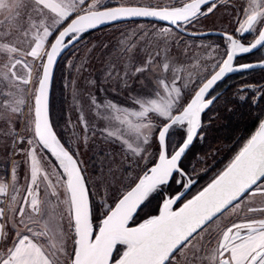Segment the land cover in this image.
Wrapping results in <instances>:
<instances>
[{
	"label": "snow or ice",
	"instance_id": "obj_1",
	"mask_svg": "<svg viewBox=\"0 0 264 264\" xmlns=\"http://www.w3.org/2000/svg\"><path fill=\"white\" fill-rule=\"evenodd\" d=\"M101 3L102 0H0V58H7L0 67V120L11 124V116L22 115L24 111L27 98L21 85H31L33 68L27 57L40 61L42 69L33 94L31 137H21L14 129L7 133L14 136L13 147L17 143L29 146L21 151L28 156L30 179L26 177L29 180L26 195L19 204L18 166L11 171V185L0 180V196L7 198V211L12 214L6 221V208L0 207V243L4 244L0 264H176L178 255L185 264H193V261L195 264H264V218L241 219L231 224L220 233L211 254L201 255L206 243H211V240L205 242L202 234L210 235L213 226L229 212L264 213V206H252L256 196L264 197V122L225 168L191 199L185 202L183 192L174 194L163 200L158 215L133 224L141 206L164 186L173 182L184 187L185 181L178 179L187 175L181 168V159L202 127L201 114L213 104L215 97L206 99L209 92L228 73L255 66L243 64L237 68L234 61L240 54L264 49V0H248L243 19L237 21L236 32L240 38L227 35L224 58L212 66L209 76L192 90L194 94L187 102L182 103L181 87L176 84L182 70L173 69L169 82L165 73L170 65L166 61L161 62L162 71L156 74L153 93L136 99L139 110L121 108L112 101L101 104L92 98L96 115L108 122L102 131L140 157L135 161L137 166L144 162L143 174L136 177L113 205L106 211L101 205L100 219L94 226L89 188L81 164L58 138L49 120L48 90L57 58L69 42L108 22L153 17L173 25L188 26L198 23L217 7L215 0H174L173 5L163 8L124 5L101 8ZM25 9L28 10L25 15L28 27L21 35L26 38L24 43L29 45L28 51L6 41L12 28L21 30L19 21ZM248 34L254 39L242 42ZM133 48L135 44L126 51L131 53ZM133 65L134 58L129 55L123 73H113L110 68L106 80L118 78L126 87L132 77L154 72L156 62L149 56L143 65ZM18 66L27 70L26 73L20 75ZM183 87L187 88L188 84ZM153 115L160 120L158 143L161 150L149 166L141 143L148 144L157 128ZM80 119L87 133L89 125L83 114ZM173 129L186 131L181 143L169 153L166 139ZM128 136L134 137L132 142L126 138ZM87 139L85 135V144ZM38 149L58 162L54 167L61 171L55 174V184L41 167ZM42 183L49 197L47 201L40 198ZM186 183L190 188L193 182L188 179ZM57 185H62L63 199ZM10 186L13 193L9 196ZM51 197H55V201ZM178 202L180 204L174 208ZM60 205L65 206L62 213L57 212ZM17 215L19 223L14 218ZM65 220L67 232L63 226ZM11 230L15 235L9 242ZM185 249H191L189 256H184Z\"/></svg>",
	"mask_w": 264,
	"mask_h": 264
},
{
	"label": "rangeland",
	"instance_id": "obj_2",
	"mask_svg": "<svg viewBox=\"0 0 264 264\" xmlns=\"http://www.w3.org/2000/svg\"><path fill=\"white\" fill-rule=\"evenodd\" d=\"M173 3L174 0H102L100 6L101 8L121 5L156 6L163 8L173 5ZM215 3L217 7L211 13L205 17H201L200 21L196 24L184 25V28L195 33L219 30L232 31L237 29V21L243 19V12L248 0H217ZM27 11V9L24 10L19 21L21 30L17 31L15 28H12L11 35L6 37L7 42L17 44L25 51L29 50V45L24 43L26 38L21 35V32L28 27L25 19ZM33 17L35 18L34 13ZM163 29H168L169 31L163 32ZM83 36L80 37L77 45L71 48L68 51L69 53L67 52L68 54L66 53L67 57L63 60L60 67L63 69V85L61 90L64 93L66 104L63 109V115L59 114L57 118V135L65 143L66 147H69L75 154L81 164L89 188L93 222L96 225L100 219L98 210L101 209V205L104 206V211H106L108 206H112L113 201L117 200L129 185H132L136 177L143 174L144 162H141L137 166L135 161L139 160L140 157L133 154L126 146H123L119 140L114 137H108L107 133L102 131L108 122L96 115V108L92 105V98L94 97L101 104L112 101L121 108L139 110L140 106L135 102L136 99L147 97L153 93V82L156 79V74L162 71L161 62L166 61L170 65L169 71L165 73L169 82L172 80L173 69L182 70L178 73L179 79L176 81V84L178 87H181L183 94L182 103L187 102L190 96L194 94L192 90L209 76L212 66L224 58L228 41L218 37L188 38L169 26L147 21L112 25L93 31L84 39H82ZM132 44H135V48L132 49L131 53H128L126 49ZM157 53L159 55H156ZM129 55L134 58L133 67L136 64L143 65L149 56L153 57L156 62L154 72L132 77L126 87L118 78L116 80H106V74L110 68L113 73L116 71L121 72V74L123 73L124 65L128 61ZM261 55L264 56V50L261 52ZM27 61L33 64V68L31 85H21V87L25 88V96L27 98L24 111L22 115L11 116V124L5 120H0V180H4L11 185V171L14 166H18L16 167L18 176L17 186L20 188L18 204L22 202V198L26 195L25 190L29 182L26 177L30 179L28 156L21 149H28L29 146L26 143H17L13 147L14 136L7 135V133L14 129L21 137H31L34 119L33 94L38 78L42 73L40 61H33L31 57H27ZM6 62V57L0 58V67ZM18 71L20 75H23L27 70L20 69L18 66ZM185 83L188 84L187 88L183 87ZM29 89L32 91L29 92ZM260 93L264 96V88L260 89ZM247 96L243 94L239 95V98L243 97L245 99ZM256 101V99L252 101L254 106L256 105ZM260 102L264 105V101ZM103 111L101 109V112ZM81 114H83L84 119L87 120L89 125L87 133L82 126ZM152 119L157 128L153 130L148 144L141 143V147L145 149L143 155L147 157L149 166L152 162H155V158L160 151L158 143L160 120L154 115ZM263 120L264 117L261 115L255 131L243 141L234 142L232 145L225 142L212 145L209 143L211 131L213 127L221 123L222 119L219 110L210 114L208 122L202 128L197 142L184 157L183 166L189 176L195 181L185 201L203 189L217 173L225 168L240 148L256 132ZM185 131L186 129L171 130L168 137L169 153L175 150L177 145L181 143ZM85 135L88 137L86 144L84 143ZM126 138L130 142L134 139L131 136ZM38 157L42 169L49 173V178L55 184V174L61 171L54 167L58 162L42 149H38ZM178 179L183 178L180 177ZM186 187V181L183 188H181L179 183L173 182L170 185L164 186L161 192L153 194L146 201L134 219L133 224L158 215L163 200L174 194H179ZM57 191L61 199H63L64 192L62 185H57ZM12 193L13 189L10 186L9 196ZM40 198L42 201L49 199L45 195L43 183L41 184ZM51 199L55 201V197H51ZM0 201H4V203H0V207L6 208L4 219L7 221L12 215L7 211V198L0 196ZM252 206H264V197L256 196ZM64 208V205H60L57 212H64ZM14 218L19 223V216L17 215ZM260 218H264V213L255 212L245 215V213L240 211L229 212L220 219L218 224L213 226L214 230L210 235L208 233L202 234L204 241L211 240V243H206L201 255L211 254L216 247L220 233L226 227L239 222L241 219ZM63 226L67 232V220L63 222ZM8 228H10V225L6 226V230ZM21 231H23V226H21ZM14 235V230L8 232L9 242ZM68 247L71 250L70 239ZM190 252L191 249H185L184 256H189ZM176 264H185V260L178 255L176 257ZM193 264H195V261H193Z\"/></svg>",
	"mask_w": 264,
	"mask_h": 264
},
{
	"label": "flooded vegetation",
	"instance_id": "obj_3",
	"mask_svg": "<svg viewBox=\"0 0 264 264\" xmlns=\"http://www.w3.org/2000/svg\"><path fill=\"white\" fill-rule=\"evenodd\" d=\"M182 27L184 28V25H182ZM185 30L195 33L194 31H191V30H187V29H185ZM219 32H222V33H225L228 35H233L234 38H238V39L240 38L239 34L236 32V29L232 30V31H221V30H219ZM183 36H185V35H183ZM185 37H188V36H185ZM188 38H192V37H188ZM218 38H221V37H218ZM193 39H200V38H193ZM221 39H223V38H221ZM253 39H254L253 36L251 34H248L246 36V38H244L242 40V42L249 43ZM223 40L227 41V39H223ZM227 46H228V44H227ZM263 50L264 49H258L257 51H255L253 53L237 56V58L235 59V62H234V67H239L240 65H243V64H255V63L264 62V56L261 55V52ZM262 76H264V69L242 71V72H238V73L229 75L228 77L224 78L221 82H219L209 92L208 97H206V99L210 98V97H215V99H214L213 104L203 113L202 127L200 129V132H201L202 128H204L206 123L208 122V118H209L210 114L219 110L220 115H221L223 105L225 103H229L230 100H232L233 102L230 103V107L229 106L227 107L228 110H236L239 107L244 108V107H247L248 105H250V106H253L254 108L260 106L259 107V108H261L260 112L261 113L264 112V105H263V103L260 102V101H264V96H262V94L260 93V89L264 88V77H262ZM243 94H246L248 96L245 99L239 98V95H243ZM254 99L257 100L255 102V104H256L255 106H254V103L252 102V101H254ZM257 102H259V103H257ZM235 107H236V109H235ZM176 114H178V113H176ZM200 132H199V134H200ZM198 137H199V135H198ZM198 137H197V139H198ZM197 139H196L195 143L197 142ZM195 143L193 144V146L195 145ZM168 151H169V149H168ZM184 159L181 162V168L187 174V177L184 176L182 178L185 181H187L188 179H191L192 182L194 183L195 181L189 176V174L187 173L186 169L183 166ZM193 183L190 187V190H189V193L187 194V196L190 194V192L192 190ZM188 188H189V186L187 184V187L182 192H185ZM185 198L183 199V201H185ZM179 204L180 203H178V205Z\"/></svg>",
	"mask_w": 264,
	"mask_h": 264
},
{
	"label": "trees",
	"instance_id": "obj_4",
	"mask_svg": "<svg viewBox=\"0 0 264 264\" xmlns=\"http://www.w3.org/2000/svg\"><path fill=\"white\" fill-rule=\"evenodd\" d=\"M90 34L91 32L85 34L82 39H84ZM67 54L62 58L57 67L51 95V121L56 133L58 132L57 118L59 114L63 115V109L65 108L66 104L64 99V93L61 90L63 85V69H61L60 67L63 63V60L67 57ZM59 99L61 100L60 102ZM232 102L233 101L230 100L229 103H225L222 107V121L219 125L213 127L209 137V143H211L212 145H216L222 142L232 145V143L234 142L237 143L241 140L243 141L255 131L257 124L259 123L260 116L263 115L264 117L263 112H260V106L254 108L253 106L248 105L244 108L239 107L236 109L235 107L236 110H228L227 107H230V103ZM93 223L95 224V222Z\"/></svg>",
	"mask_w": 264,
	"mask_h": 264
},
{
	"label": "water",
	"instance_id": "obj_5",
	"mask_svg": "<svg viewBox=\"0 0 264 264\" xmlns=\"http://www.w3.org/2000/svg\"><path fill=\"white\" fill-rule=\"evenodd\" d=\"M215 1H217V0H215ZM116 7V6H115ZM118 7V6H117ZM204 7H207V6H204ZM137 21H147V22H155V23H160V24H163V25H166V26H169V27H171V28H173V29H175L176 31H178L179 33H181V34H183V35H185V36H188V37H192V38H207V37H221V38H223V39H227L226 37H227V35L228 34H225V33H222V32H219V31H207V32H199V33H193V32H189V31H186L183 27H182V25L183 24H181V25H173V24H171L170 22H168V21H163V20H159V19H157V18H153V17H130V18H122V19H120V20H117V21H112V22H108V23H105V24H102V25H99L97 28H95V29H90L88 32H86V33H84V34H82V35H85V34H87V33H90V32H93V31H96V30H100V29H103V28H106V27H109V26H112V25H117V24H121V23H127V22H137ZM81 35V36H82ZM80 36V37H81ZM80 41V38L78 39V40H75V41H71V42H69L68 43V47L67 48H65L64 49V51L61 53V55L57 58V61H56V63H55V65H54V67H53V70H52V77H51V81H50V85H49V90H48V115H49V120H50V123H51V125H52V121H51V95H52V89H53V83H54V77H55V73H56V69H57V66H58V64H59V62H60V60L62 59V57L71 49V48H73L78 42ZM258 49H256V50H254L253 52H255V51H257ZM253 52H251V53H253ZM245 54H249V53H244V54H240V55H245ZM239 56V55H238ZM235 62V61H234ZM252 65H255L254 67H251V68H243V69H239V70H237V71H233V72H231V73H228L224 78H226V77H228L229 75H232V74H235V73H238V72H242V71H250V70H257V69H264V62H261V63H255V64H252ZM237 68H239V67H237ZM42 74V73H41ZM223 78V79H224ZM222 79V80H223ZM221 80V81H222ZM221 81H219V82H221ZM218 82V83H219ZM217 83V84H218ZM216 84V85H217ZM215 85V86H216ZM214 86V87H215ZM214 102V101H213ZM211 106V105H210ZM209 106V107H210ZM208 109V108H207ZM206 109V110H207ZM205 110V111H206ZM204 111V112H205ZM203 112V113H204ZM203 113L201 114V122H202V116H203ZM262 122H264V120L262 121ZM52 127H53V125H52ZM53 130H54V128H53ZM55 131V130H54ZM56 132V131H55ZM199 132H200V130H198V135H199ZM57 134V133H56ZM198 135H197V137H198ZM58 136V135H57ZM197 137L194 139V141H193V144L195 143V141H196V139H197ZM58 138H59V136H58ZM60 139V138H59ZM61 140V139H60ZM62 142V141H61ZM63 143V142H62ZM166 143H167V145H168V138L166 139ZM193 144L190 146V148H189V150L192 148V146H193ZM159 147H160V145H159ZM161 150V149H160ZM189 150L186 152V154L189 152ZM186 154H185V156H186ZM184 156V157H185ZM184 157H182V159H181V162H182V160L184 159ZM185 177H187V175L185 176ZM171 183V182H170ZM169 183V184H170ZM86 184H87V182H86ZM167 186V185H166ZM207 186V185H206ZM205 186V187H206ZM189 190H190V188H188L185 192H183L184 193V195H183V197H182V200L187 196V194L189 193ZM202 190V189H201ZM178 195V194H177ZM89 196H90V193H89ZM192 198V197H191ZM191 198H189V199H191ZM186 202V201H185ZM146 203V202H145ZM178 203H180V202H178ZM178 203H177V205H178ZM90 205H91V208H92V204H91V198H90ZM176 205V206H177ZM144 205H142L141 206V209H142V207H143ZM176 206H174V208L176 207ZM162 207V206H161ZM161 209V208H160ZM140 212V210L138 211V213ZM136 218V217H135ZM134 218V219H135ZM95 226V225H94Z\"/></svg>",
	"mask_w": 264,
	"mask_h": 264
},
{
	"label": "crops",
	"instance_id": "obj_6",
	"mask_svg": "<svg viewBox=\"0 0 264 264\" xmlns=\"http://www.w3.org/2000/svg\"><path fill=\"white\" fill-rule=\"evenodd\" d=\"M4 249V244L0 243V251H2Z\"/></svg>",
	"mask_w": 264,
	"mask_h": 264
}]
</instances>
